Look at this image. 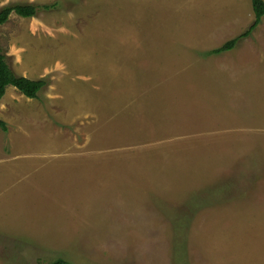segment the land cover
<instances>
[{
	"label": "rangeland",
	"instance_id": "374dc122",
	"mask_svg": "<svg viewBox=\"0 0 264 264\" xmlns=\"http://www.w3.org/2000/svg\"><path fill=\"white\" fill-rule=\"evenodd\" d=\"M36 98L0 99V264H264V16L251 0H0Z\"/></svg>",
	"mask_w": 264,
	"mask_h": 264
},
{
	"label": "trees",
	"instance_id": "16d2710c",
	"mask_svg": "<svg viewBox=\"0 0 264 264\" xmlns=\"http://www.w3.org/2000/svg\"><path fill=\"white\" fill-rule=\"evenodd\" d=\"M251 9L253 12V20L248 28L243 31L241 34L236 37L228 40L223 43L221 46L211 50V53H219L226 51L234 47L236 41L240 38L248 36L260 23L262 17L264 16V0H251ZM57 5V2L54 1L49 4H9L0 8V25L3 24L9 17L10 13L14 12L15 14L21 17H32L35 16L37 11L40 9L48 10L52 9ZM11 85L17 89L22 95L28 98H36L38 92L43 89L47 82L45 79H29L24 76L16 75L12 69L9 67L6 62V55L0 47V99L5 93V88ZM0 129L3 131L6 130V124L3 120L0 119ZM52 264H71L64 260L57 259L52 262Z\"/></svg>",
	"mask_w": 264,
	"mask_h": 264
}]
</instances>
